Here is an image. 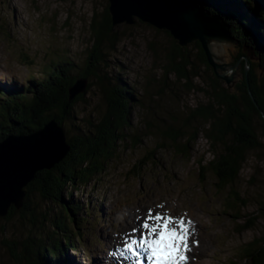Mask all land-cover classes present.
I'll use <instances>...</instances> for the list:
<instances>
[{"label": "rangeland", "instance_id": "obj_1", "mask_svg": "<svg viewBox=\"0 0 264 264\" xmlns=\"http://www.w3.org/2000/svg\"><path fill=\"white\" fill-rule=\"evenodd\" d=\"M108 4V0H0V90L34 87L32 78L44 79L59 58L74 66L73 76L90 67L92 20L95 15L103 19ZM115 32L119 42L105 53L108 68L103 75L131 92L130 125L121 132L126 140L116 141L113 159L99 180L78 191L67 185L74 204L92 210L78 216H88L80 230L86 238L79 251L69 250L70 257L74 264H131L140 257L139 262L154 264L146 249L135 257L124 244L129 235L147 234L142 223H156L152 217L162 215L174 217L175 226L181 218L190 222L188 264H241L250 243L264 242V123L255 119L261 146L246 151L237 181L220 188L210 164L224 147L213 146L205 136L209 123L194 117L198 107L209 103L214 77L199 60L195 43L185 49L193 61L189 82L168 71L177 53L167 31L136 22L115 26ZM223 51L225 63L232 64L237 47L224 46ZM258 74L264 78V69ZM92 84L63 126L69 138L98 124L107 110L99 87ZM233 92L239 94L236 86ZM172 130L185 134L179 141L186 147L184 154L167 136ZM197 132L198 139L189 141ZM238 195L247 204L234 210L232 202ZM36 203L35 224L21 213L11 220L0 218V264H26V244L57 230L45 224L42 215L47 214L49 222L55 220L60 207L39 196ZM251 222L254 228L246 230ZM73 231L79 233L76 227Z\"/></svg>", "mask_w": 264, "mask_h": 264}, {"label": "trees", "instance_id": "obj_2", "mask_svg": "<svg viewBox=\"0 0 264 264\" xmlns=\"http://www.w3.org/2000/svg\"><path fill=\"white\" fill-rule=\"evenodd\" d=\"M197 2L207 7L213 14L223 17L230 25L233 37L240 44L237 59L247 55L245 48L248 47L258 60L249 62L252 68L249 72V87L261 110L250 95L245 79L236 88L239 94L230 93L213 79L209 103L194 111V117L209 123L205 136L211 144L215 147L220 145L224 147L216 160L210 164L219 179L220 188H224L234 184L239 178L246 160V151L261 146L255 119L259 118L264 123V115L261 113V111L264 113V78L258 74V68L264 69V0H197ZM91 30L94 41L92 51L94 56L91 60L94 61L89 62L90 67L77 76L71 74L74 66L64 58H59L60 61L54 62L59 65L55 64V67L51 68L52 71L45 73L44 79L32 78L30 83L34 84V87L31 85L17 91L0 90V143L10 135L35 133L53 119L63 127L72 119L74 107L85 99L93 81L99 87L102 101L107 108L98 124L88 125V131H82L71 138L66 133L68 145L71 147L68 156L52 171L39 172L36 180L26 189L27 195L22 209L12 208L4 218L11 220L15 214L21 213L24 217H30L29 220L35 224L39 209V203H36L38 196L60 207L55 220L49 222V216L42 215L43 222L52 224L57 230L48 232L46 238L31 239L26 244L24 250L27 254V257H24L26 264H74L69 250L79 251L83 245L86 235L80 230L85 229L89 221L86 215H90L92 210L85 209L82 204H74L73 192L67 193V185L70 184L78 191L80 187L99 180L106 172V165L113 159L116 141L126 140V134L121 132L130 125L133 103L131 92H128L125 86H120L115 80L103 75L108 68L105 66L107 63L105 53L111 52L119 42L115 27L112 25L109 4L103 19H98L96 15L93 17ZM198 49L201 61L209 68L200 46ZM174 50L177 54L171 58V68L168 66V71L172 70L180 78L190 82L191 75L193 76L191 69L193 62L175 41ZM82 79L88 81L87 90L71 100V88ZM199 134L197 132L189 141H196ZM167 136L184 154L186 147L184 144L179 145V141L185 134L172 130ZM231 137L234 139L230 144ZM64 191L67 200L63 195ZM232 203L231 207L234 210L242 209L241 206L247 204L239 195ZM237 205L239 207L236 209ZM82 211L86 215L79 218ZM261 212L264 218V211ZM96 215L97 218L100 217L98 212ZM255 220L258 221L259 218L255 217ZM100 221L98 218V222ZM74 227L78 234H74ZM252 228L253 222L245 229ZM61 232L64 235H61ZM77 235L80 238L79 243L75 241ZM243 253L241 264H264V242L261 245L259 241L250 243Z\"/></svg>", "mask_w": 264, "mask_h": 264}, {"label": "water", "instance_id": "obj_3", "mask_svg": "<svg viewBox=\"0 0 264 264\" xmlns=\"http://www.w3.org/2000/svg\"><path fill=\"white\" fill-rule=\"evenodd\" d=\"M108 2L114 27L143 22L160 31H167L174 39L173 43L175 41L182 50L193 43L197 49L200 46L209 68L201 61L199 49L198 58L203 66L211 69L213 79H216L223 88L227 87L230 93H235L234 87L237 88L245 79L250 95L261 110L249 87V72L252 70L249 62L258 60L248 47L245 48L247 55L237 59L240 44L233 37L231 27L223 17L213 14L197 0H108ZM230 45L237 47L238 52L234 62L227 64L225 57L222 56L223 47ZM178 61L181 62L180 59ZM168 66L171 68V63ZM171 72L177 74L172 70ZM87 87V80H78L70 90L71 100L85 93ZM261 113L264 115L262 111ZM70 150L66 132L55 119L35 133L10 135L0 143V218H6L12 208L22 209L27 195L26 189L36 180L37 174L52 171L68 156Z\"/></svg>", "mask_w": 264, "mask_h": 264}, {"label": "snow or ice", "instance_id": "obj_4", "mask_svg": "<svg viewBox=\"0 0 264 264\" xmlns=\"http://www.w3.org/2000/svg\"><path fill=\"white\" fill-rule=\"evenodd\" d=\"M149 217H152L151 212ZM152 218L156 223H142V228L147 230V234H141L139 238L129 235L124 249L135 257H139L140 249H146L150 252L154 264H188L187 253L191 250L190 222L181 218L176 221L178 226H175V218L172 216L156 215Z\"/></svg>", "mask_w": 264, "mask_h": 264}, {"label": "bare ground", "instance_id": "obj_5", "mask_svg": "<svg viewBox=\"0 0 264 264\" xmlns=\"http://www.w3.org/2000/svg\"><path fill=\"white\" fill-rule=\"evenodd\" d=\"M176 226H177V225H176ZM141 252H142L143 254L145 253V251H143V250H141ZM142 257H144V256H142ZM145 257L148 259V261L151 260V259L149 258V255H146ZM133 260H134V259H133ZM133 260H131V262H132L131 264H134V261H135V260H136L135 262L142 261V260H141V257H140L138 260H137L136 258H135L134 261H133ZM139 263L143 264L144 262H139Z\"/></svg>", "mask_w": 264, "mask_h": 264}]
</instances>
